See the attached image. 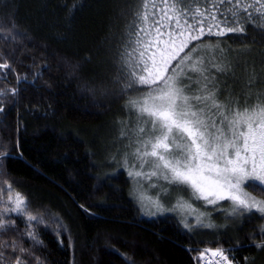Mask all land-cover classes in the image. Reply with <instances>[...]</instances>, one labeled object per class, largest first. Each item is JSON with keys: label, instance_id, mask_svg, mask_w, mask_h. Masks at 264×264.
Here are the masks:
<instances>
[{"label": "trees", "instance_id": "obj_1", "mask_svg": "<svg viewBox=\"0 0 264 264\" xmlns=\"http://www.w3.org/2000/svg\"><path fill=\"white\" fill-rule=\"evenodd\" d=\"M164 34L188 41L168 76L210 47L209 82L264 87V0H0V264H197L205 248L264 264V213L222 202L213 228L186 229L142 213L112 164Z\"/></svg>", "mask_w": 264, "mask_h": 264}, {"label": "rangeland", "instance_id": "obj_2", "mask_svg": "<svg viewBox=\"0 0 264 264\" xmlns=\"http://www.w3.org/2000/svg\"><path fill=\"white\" fill-rule=\"evenodd\" d=\"M163 36L138 77L139 86L159 85L129 104L112 164L127 170L142 213L172 215L186 229L213 228L222 202L233 216L263 214L264 201L246 186L264 187V87L209 82L207 68L224 72L210 47L194 50L168 76L188 41Z\"/></svg>", "mask_w": 264, "mask_h": 264}, {"label": "built area", "instance_id": "obj_3", "mask_svg": "<svg viewBox=\"0 0 264 264\" xmlns=\"http://www.w3.org/2000/svg\"><path fill=\"white\" fill-rule=\"evenodd\" d=\"M221 249H203L200 260L197 264H232Z\"/></svg>", "mask_w": 264, "mask_h": 264}]
</instances>
